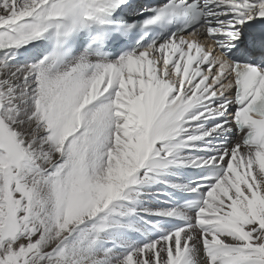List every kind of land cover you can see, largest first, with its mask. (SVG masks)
I'll return each instance as SVG.
<instances>
[{
    "label": "snow or ice",
    "instance_id": "1",
    "mask_svg": "<svg viewBox=\"0 0 264 264\" xmlns=\"http://www.w3.org/2000/svg\"><path fill=\"white\" fill-rule=\"evenodd\" d=\"M0 264H264V0H0Z\"/></svg>",
    "mask_w": 264,
    "mask_h": 264
}]
</instances>
